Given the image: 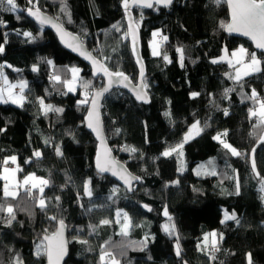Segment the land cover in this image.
Masks as SVG:
<instances>
[{"label":"trees","instance_id":"obj_1","mask_svg":"<svg viewBox=\"0 0 264 264\" xmlns=\"http://www.w3.org/2000/svg\"><path fill=\"white\" fill-rule=\"evenodd\" d=\"M16 4L17 12L7 11V5L0 11L4 47L0 70L10 83L26 82L28 87L22 106L0 104V129H4L0 163L15 156L20 180L33 175L48 184L42 194L36 189L4 197L0 167V204L10 205L15 215L8 226V213H0V264H14L17 257L23 264H47L42 238L53 233L61 219L68 226L70 246L65 264H103V254H112L118 264H249L250 254L252 264H264L260 190L264 125L249 113L264 103V59L249 43L225 34L229 22L225 2L177 0L169 9L130 12L123 0H16ZM29 8L53 16L77 34L109 71L122 72L137 83L140 67L128 28L132 14L140 35L149 102L114 90L102 110L116 158L140 179L131 192L95 170L97 142L84 120L90 98L103 87V80L95 79L86 64L64 50L52 32L31 22L26 16ZM25 31L35 39L23 36ZM156 31L167 37L160 56L151 49ZM241 46L256 52L261 71L237 81L230 78L235 77V68L221 59ZM34 65L38 71H33ZM73 67L80 69L76 93L68 92L64 83L72 78ZM56 75L59 82L52 78ZM81 81L91 82L86 104L78 103L86 95ZM226 89H232L227 96ZM41 101L63 111L45 115ZM196 122L203 131L184 145L187 170L179 174L176 157L162 153L182 144ZM225 131L221 139L241 156L233 157L213 139ZM253 150L259 177L252 169ZM36 151L40 157L34 155ZM212 158L216 161L210 171L194 173ZM213 168L214 176L208 174ZM86 184L91 197L85 194ZM40 199L46 208L39 207ZM224 211L237 219L222 223ZM117 213L127 214V235L121 232L124 224ZM104 220L110 223L103 224ZM213 232L216 244L209 241L206 246L204 238L211 240ZM211 248L217 250L210 256Z\"/></svg>","mask_w":264,"mask_h":264},{"label":"snow or ice","instance_id":"obj_2","mask_svg":"<svg viewBox=\"0 0 264 264\" xmlns=\"http://www.w3.org/2000/svg\"><path fill=\"white\" fill-rule=\"evenodd\" d=\"M124 2V7L127 10L129 7V0H123ZM221 2V0H215V3L219 4ZM224 2H226L231 10V23H229L227 25V31L229 32H237L243 36L249 37L255 44V47L257 49L262 50V52H264V0H224ZM29 3H32V0H29ZM134 4H138L141 7L144 8H153V2L152 0H133ZM173 3V0H155V4L156 5H162L165 8H168L171 6V4ZM4 5H7V11L9 12H17L18 8H17V4H16V0H0V11L4 10ZM61 11L64 12L66 15H68L69 18V22H71V17H70V13L67 12L66 7L61 8ZM27 14L30 17H33L40 25H51L52 27L56 28L58 33H61V39L63 41L64 39V35H69L68 33H65L63 30V27L56 23L52 18L42 14L40 12V10L37 8L35 11H33L31 8L27 9ZM20 17L17 16V19H19ZM3 22L0 21V24H2ZM113 27H116L115 25ZM130 31L134 32V30L130 29ZM19 34V33H18ZM23 36L27 37L30 41L35 39V37H33L32 33L30 32H23L22 33ZM158 35V33H153V36ZM164 40H167V37H163ZM74 41H78V38L73 37ZM133 43H135V37L133 36ZM68 47H72L73 50H77V48H81L82 45L77 42L75 44H68ZM153 48V55L155 56H159L161 55V53L157 50V45L155 43H153L152 45ZM178 51L182 52V49H178ZM4 52V47L3 45H0V53ZM81 54H85L83 51L81 52ZM231 55L233 57H237V64H240L242 66V69H237L236 71V75L235 77H230L233 78L237 81H239L243 76H248L251 75L252 73H256V72H260L261 68H260V64H261V60L258 59L256 52H251L249 54L248 49L244 48L243 46H241L237 51H234L231 53ZM250 56V60L248 63H245V57ZM86 58H90V54H86ZM163 59L165 61H167L169 58L167 55L163 56ZM183 62V56H181V63ZM214 63L216 61H213ZM47 63L51 64V61H47ZM93 63L95 64L96 61L93 60ZM231 66V64H230ZM33 71H38L37 66H33ZM71 73H72V78L70 80H65L64 83L67 87V91L68 92H73L74 89V83L77 80V74L80 71L78 68H71L70 69ZM103 74L105 76H107L109 78L108 80V86L107 87H102V90L100 91H96L93 93V98H92V109H96L97 107V102L98 99L100 97H102L104 95V93L109 92L110 88L112 87L113 83H119L120 79L122 78L124 81H127L128 78L124 75V73L122 72H110L108 70L107 67H104L102 69ZM95 74V73H94ZM55 81L59 82L61 80V77L59 75H56L54 77H52ZM82 86L85 88L86 90V95H85V99L78 101L79 104H86L88 103V95H87V90L90 88L91 82H84L81 81ZM126 88L131 87V85L129 83H124L123 85ZM18 87L19 88V94L15 96V98H13V94L11 92V88H15ZM27 87L26 82H21L19 85H12L9 87L8 89V98H5L4 96V90H0V102L2 103H9V101H11V103L13 104H18L20 106H22L23 101L25 100V96L23 95L24 93V89ZM232 91V89H226L225 90V96H227V93ZM66 94V93H65ZM199 95V93H192V96L195 97ZM253 96H255V92L253 91L252 93ZM136 98L138 100H142L145 103L148 102L147 99V95H140L137 94ZM41 106L43 108L44 114L47 115L48 112L50 111H55V112H62L63 109L61 108H54L52 105H43V102L41 101ZM224 113L225 115L228 114L227 109H224ZM249 113L251 116H257L259 115L261 122H264V103H261L259 106V112L257 113L256 111H253L252 109H249ZM166 116L169 115V113H165ZM94 116V111L90 110L88 112V119H89V123H88V127L92 128L93 127V122H92V118ZM97 123H98V117H97ZM208 125L205 124V127H207ZM193 130H195V134L198 135L201 131H203V129L199 128V122L194 123L191 128L189 129L188 133L184 136V142L186 143L188 141V139L192 136L193 134ZM0 131H4V129H0ZM98 131L102 132V129H99ZM119 131V130H117ZM221 135L226 136L227 132L225 131L223 134H217L216 136L213 137L214 140L220 141L223 144V147L225 149L230 150L231 155L232 156H241L242 153L240 151H238L235 147H233L232 145L228 144L227 142L223 141L221 139ZM262 140H264V138H262ZM182 149L183 148V144L178 145L177 147L171 148L169 150H166L162 153L163 156H169L171 155L173 152H176L177 150ZM57 154H61L59 149H56ZM130 151L135 152V149H130ZM182 155V152L180 153ZM34 155L36 157H40L41 153L39 151H36L34 153ZM9 160L11 161V163H16V157L12 156L9 158ZM9 160H5L4 163L8 164ZM252 169L253 172L255 173V175L257 177L260 176V173L256 171V161H255V157H254V150H253V154H252ZM118 167H120L118 165V163L106 152L104 154V158H103V163L102 164H98V169L101 173L104 172H111L113 176L117 175V172L115 169H117ZM181 171H183V167L181 168ZM4 172L7 173L8 172V168L5 167L4 168ZM211 175H216V171L213 170L208 173ZM197 175H200V172H197ZM119 178L121 180H124V182L126 184L130 183V180H136L139 179L138 177H130V178H126L125 175H120ZM4 180L8 179V176L5 175L3 176ZM34 177L29 175L27 176L23 183L24 184H28L29 181L33 180ZM39 183L41 185H47L48 181L41 179L39 181ZM37 185L36 184H32V188H36ZM261 190L264 191V182H262L261 184ZM40 193L42 194L44 192V187H40L39 189ZM84 191L85 194L88 195L89 197H91L92 192L89 190L88 185L86 184L84 187ZM31 193V189H29V194ZM3 195L4 197H15V193L9 190V187L7 184H5L4 186V190H3ZM264 198V197H262ZM56 199H59V197H57ZM39 207L44 209L46 208V204H45V200L44 199H40L39 200ZM145 207H147L145 205ZM149 211H151V209H148ZM6 211L8 213V218H7V225L11 226L13 220H15V215L13 213V208L9 205L7 206V208L4 207L3 204H0V213ZM117 215H119V213H117ZM164 215L168 216V212L167 209H165L164 211ZM125 216V221L126 223L122 226L121 228V232L125 235H127V229L129 228V223L128 221V217L127 214H124ZM51 220H56V217H51ZM169 219H171V217H169ZM236 215L233 213L232 215H228L227 213L225 214V220H236ZM223 222V221H222ZM103 224H108L110 223L109 220H104L102 221ZM237 223H239V221L237 220ZM59 224L61 226V230L57 231L56 233H54L51 237L45 236L44 240L47 241V243L44 244V248L48 253L49 256V261L50 264L52 262V257L53 254H55L57 260H59L63 255H64V240H63V227H64V221L61 219L59 221ZM164 231L165 232H169V226L168 225H164ZM212 236V244L213 246H215L216 244V233L213 232L211 233ZM205 242L208 241V237L205 236ZM39 254V253H38ZM179 245L177 244V255H179ZM101 259L103 260V256L101 257ZM14 264H23L22 259H20L19 257H17L14 261ZM249 264H252L251 262V255L249 254Z\"/></svg>","mask_w":264,"mask_h":264},{"label":"water","instance_id":"obj_3","mask_svg":"<svg viewBox=\"0 0 264 264\" xmlns=\"http://www.w3.org/2000/svg\"><path fill=\"white\" fill-rule=\"evenodd\" d=\"M152 2H153V5H154L153 8L157 7V8H161V9H169V8H171L177 2V0H173V3L168 8H165L162 5H156L155 4V0H152ZM225 4L227 6L228 13H229V22H228V24H229V23H231V10H230V8H229V6H228V4L226 2H225ZM153 8H144V7L139 6L138 4H134L133 3V0H129V7H128L129 12L131 10H133V9H138V10H141V11H150ZM32 10L35 11L36 9H32ZM40 12L42 14H44V15L52 18L56 23L60 24L63 27L64 32L65 33H68L69 35H64V39L62 41V39H61V35L62 34L61 33H58L57 30H56V28L52 27L51 25H47V24L46 25H40L33 17H30L27 14V12H26V16L28 17V19L31 22H33L37 26H40L42 28H45V30H48V31L52 32L54 34V36L57 38V40H58L59 44L61 45V47L64 50H66L68 53H70L72 56L76 57L81 62H83L84 64H86L91 69L92 76L95 79H102L103 80V83H104L103 84V87H107L108 86V80H109V78L103 74L102 69L104 68V65L89 50V48L86 46V44H84V42L82 41V39L77 34H75V33L71 32L70 30L66 29L53 16H51L49 14H46V13H44L41 10H40ZM227 25L225 27V34L228 37L240 39V40H243V41L249 43L252 46V48L258 54L262 55V57L264 59V52H262V50H260V49H257L255 47L254 42L249 37L243 36V35H241V34H239L237 32H229V31H227ZM128 28H129V34H130V37H131L132 41H133V36L135 37V43H133V44H134V47H135L136 59H137V61L139 63V67H140L139 79H138L137 83H134L130 79V77H128V76L125 75L128 78L127 81H124L121 78L120 81H119V83H113V85L110 88L109 92L104 93V95L98 99L96 109H92V103H91L92 98H93V94H92V96L90 98V102H89V105H88V111H87V114H86V117H85L84 122H85V126H86L87 131L93 136V138L97 142V153H96V157H95V170H96V172L99 175H101V176H105V177L112 178L123 189L127 190L128 192H131L133 190L134 186L139 183L140 179L130 180V183L126 184L124 182V180H121L119 178L120 175H125L126 178L137 177V176H135L133 173H131L130 170L128 169V167L123 162L119 161L116 158V156H115V154H114V152H113V150H112V148L109 145L108 140H107V136H106V133H105L104 120H103V113H102L103 103H104L105 98L110 93H112L114 90H122V91H125L127 94H129L130 96H132L136 100H138L136 98L137 94H140V95L146 94L147 95L148 102H149V96H148V93H147V90H146V86H145V83H144V77H145L146 69H145V65L143 63L142 56H141V52H140V35H139L138 28H137L136 24L134 23V19H133V16H132L131 13L128 14ZM130 29L134 30V32L130 31ZM73 37L78 38V41H74L73 40ZM77 42H79L82 45V47L81 48H77V50H73L72 47H68L67 46L68 44H75ZM82 51L85 54H81ZM86 54H90V58H86ZM93 60L96 61L95 64L93 63ZM124 83H129L131 85V87H129V88L124 87L123 86ZM100 90H102V88L101 89H98L96 91H100ZM96 91H94V92H96ZM138 101L145 103L142 100H138ZM90 110L94 111V116L92 118V122H93V127L92 128L88 127V123H89L88 112ZM97 117H98V123H97ZM99 129H102V132L98 131ZM106 152L120 166L117 169H115L116 172H117V175L116 176H113L111 172L101 173L99 171V169H98V164H102L103 163L104 154ZM60 230H61V226L58 223L57 224V227H56V230L53 233H51L49 235H45V236L51 237L54 233H56L57 231H60ZM62 230H63V240H64V255L59 260H57L55 254H53L51 264H65L66 261L69 258L70 246H69V238H68V226H67V224L65 222H64V227H63ZM45 236H43V238H42V241L44 242V244L47 243V241L44 240V237ZM45 256H46V263L47 264H50L49 256H48V253H47L46 250H45Z\"/></svg>","mask_w":264,"mask_h":264},{"label":"rangeland","instance_id":"obj_4","mask_svg":"<svg viewBox=\"0 0 264 264\" xmlns=\"http://www.w3.org/2000/svg\"><path fill=\"white\" fill-rule=\"evenodd\" d=\"M155 33H158V35L154 36V40H153L151 46L153 45V43H155V44L157 45V50L161 53V48H160V47H161V45L163 44V42H164L165 40H164L163 37L161 36L160 31H156ZM151 49H152V53H153V48H151ZM154 56H155V55H154ZM159 56H160V55H159ZM78 69H79V68H78ZM79 70H80V69H79ZM0 71H1V70H0ZM1 72H2V71H1ZM79 76H80V71H79L78 74H77V80H76V82L74 83V89H75V90H74L72 93H76V92H77ZM87 95H88V94H87ZM259 106H260V105L254 107V108H251V109H252L253 111H256V112L258 113V112H259ZM250 116H251V115H250ZM251 117H252V118H257L258 120H261L260 117H259V115H257V116H251ZM262 123H263V125H264V122H262ZM199 128H200V127H199ZM187 133H188V132H187ZM187 133H186V134H187ZM199 134H200V133H199ZM199 134H198V135H199ZM198 135H196V134H195V130H193V134H192V136L188 139V141H187L186 143H188L189 141L195 139L196 137H198ZM262 138H264V129H263L262 136H261V138H260V141H261V142H264V140H262ZM186 143H185V142L182 143V144H183V147H184V145H185ZM228 144H229V143H228ZM227 150H228V149H227ZM181 152H182V155L180 154ZM229 152H230V150H229ZM230 153H231V152H230ZM252 154H253V151L251 152V158H250L251 161H252ZM172 155H174V156L176 157L177 167H178V173H179V174H183V173H185V171L187 170V164H186V160H185V156H184L183 148H182V149H179V148H178V150H177L176 152H173L171 155L166 156V157H170V156H172ZM233 157H235V156H233ZM214 161H216V159H215V158H212V159L208 160L207 162H204V163L199 164V166H197V167L195 168L194 173L197 175V172L199 171V172H200V175H201V173L203 172L202 170L205 169V168H207V170L210 171L209 167L212 166V164L214 163ZM251 164H252V163H251ZM182 167H183V171H181V168H182ZM7 168H8V172L5 173L4 170H3V172H2V176H1V177L5 176V175L8 176V179H7V180H3V181L5 182V184L8 185L9 190L15 193V196H17V195L19 194V192H22V191L27 192V191H25V189H24L26 186L30 187L31 190H32V189H33V190L40 189V187H44V188H45V185H41V184L39 183V181L41 180L40 178L37 179V177H34V179H35L37 182H30V181H29L28 184H24V183H23L24 180L22 181V180H20L19 177H18V172H17L18 170H17V169L11 168L10 166H8ZM200 175H198V176H200ZM262 182H264V180L260 182V190H261V184H262ZM32 184H36L37 187H36V188H32ZM13 186H14V187H13ZM238 186H239V182H238ZM237 191H238V190H237ZM261 192H262V194L264 195V191L261 190ZM226 213H227L228 215H230L227 211H224V213H223V218H222V221H223L222 223H225V222L229 221V220H225V214H226ZM117 217H118V221H122L123 224L126 223L124 213H119V215H117ZM169 231H170V228H169ZM215 239H216V241H217V239H218V238H217V235H216ZM209 241H212V239H211V240H208L207 242H204V244L207 246L208 243H209ZM43 244H44V242H43ZM40 249H41V248H40ZM43 250H44V253H45V248H43ZM102 256H103V260H102L103 264H106L107 262L111 261V258L108 257L109 254H103ZM102 256H101V257H102ZM106 258H107V259H106ZM114 264H118V263H115V262H114Z\"/></svg>","mask_w":264,"mask_h":264},{"label":"crops","instance_id":"obj_5","mask_svg":"<svg viewBox=\"0 0 264 264\" xmlns=\"http://www.w3.org/2000/svg\"><path fill=\"white\" fill-rule=\"evenodd\" d=\"M244 47V46H243ZM240 48V47H239ZM238 48V49H239ZM244 48H246V49H248L247 47H244ZM237 49V50H238ZM236 50V51H237ZM234 52V51H233ZM246 58V57H245ZM222 61H225V62H228L229 64H231V66L232 67H234L235 68V74H236V71H237V69H242V66L240 65V64H237V57H233L232 55H231V53L230 54H225L224 55V58L222 57V59H221ZM221 60H218V61H221ZM245 62V61H244ZM261 68V67H260ZM257 73V72H256ZM252 74H255V73H252ZM251 74V75H252ZM248 76H250V75H248ZM248 76H243L242 75V77H241V79L240 80H243V79H245L246 77H248ZM21 82H19V83H10L7 79H6V77H4V75H3V73L0 71V90H4V96H5V98H8V89H9V87L10 86H12V85H19ZM27 84V83H26ZM28 87V86H27ZM27 87L24 89V92L26 91V89H27ZM11 92H12V94H13V98H15V96L16 95H18L19 94V88L18 87H15V88H11ZM24 102H25V100L23 101V104H24ZM9 103L10 104H13V103H11V101H9ZM0 104H4V103H2V102H0ZM22 104V105H23ZM13 105H15V106H18V107H20V105H18V104H13ZM7 160H9V159H7ZM9 163L10 164H15L16 165V167H17V160H16V163H11V161L9 160ZM3 170H4V168L2 169V172H3ZM31 176H33V175H31ZM33 177H35V176H33ZM2 179H3V177H2ZM38 179V178H37ZM4 180V179H3ZM30 182H37L35 179H33V180H31ZM14 187V186H13Z\"/></svg>","mask_w":264,"mask_h":264},{"label":"built area","instance_id":"obj_6","mask_svg":"<svg viewBox=\"0 0 264 264\" xmlns=\"http://www.w3.org/2000/svg\"><path fill=\"white\" fill-rule=\"evenodd\" d=\"M248 52H249V54L251 53L250 50H248ZM249 60H250V56L246 57V58H245V63H248ZM6 165H7V164H5L4 162L0 163V167H1V168L4 167V166H6ZM10 167L14 168V165H11ZM24 189H25V191L29 192V189H31V188L28 187V186H26ZM32 192H33V189L31 190V193H32ZM216 250H217L216 248H211V249L209 250V255L211 256L214 252H216ZM108 257L111 258V261L107 262L106 264H111V263L115 262V258H114V256H113L112 254H109ZM106 259H107V258H106Z\"/></svg>","mask_w":264,"mask_h":264}]
</instances>
